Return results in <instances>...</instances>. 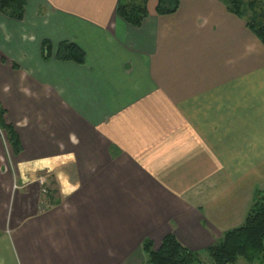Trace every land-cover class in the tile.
<instances>
[{"label": "crops", "instance_id": "1", "mask_svg": "<svg viewBox=\"0 0 264 264\" xmlns=\"http://www.w3.org/2000/svg\"><path fill=\"white\" fill-rule=\"evenodd\" d=\"M118 1L0 14V107L22 147L12 166L0 131V264H146L143 244L170 234L212 264L264 188V46L245 21L217 0L166 17L149 0L136 29ZM64 42L83 66L55 58Z\"/></svg>", "mask_w": 264, "mask_h": 264}, {"label": "trees", "instance_id": "2", "mask_svg": "<svg viewBox=\"0 0 264 264\" xmlns=\"http://www.w3.org/2000/svg\"><path fill=\"white\" fill-rule=\"evenodd\" d=\"M227 11L240 20L245 21L247 29L264 46V0H217ZM149 0H119L117 15L131 27L139 29L149 18ZM181 0H158L156 13L160 17L177 13ZM27 8V0H0V14L4 17L23 21ZM42 57L49 61L52 47L48 42L42 45ZM55 58L61 62H73L83 66L85 53L74 43H61ZM16 67V66H15ZM6 111L0 107V130L14 157L22 152L19 135L13 125L6 122ZM147 255L146 264H202L200 253L192 252L170 234L161 245L155 248L152 242L143 244ZM212 264H246L259 262L264 264V188L255 194L244 223L237 229L225 233L222 239L205 252Z\"/></svg>", "mask_w": 264, "mask_h": 264}, {"label": "rangeland", "instance_id": "3", "mask_svg": "<svg viewBox=\"0 0 264 264\" xmlns=\"http://www.w3.org/2000/svg\"><path fill=\"white\" fill-rule=\"evenodd\" d=\"M3 137H4V134H3ZM9 157H10V164L12 166H14V164H16V159H15V157H14V155H13V153H12L11 150H9ZM41 174L42 175L40 177V180L45 183L44 184V190L46 191L47 194L53 193V191H55V189L57 187L56 177L54 176V174H50V173H47V172H43ZM15 188H16V186H15ZM46 193H43V194L46 195ZM207 259H208V257H207ZM209 260L210 259H208V261ZM243 263H245V262L242 260V262L240 264H243ZM255 264H260V263L259 262H256Z\"/></svg>", "mask_w": 264, "mask_h": 264}, {"label": "built area", "instance_id": "4", "mask_svg": "<svg viewBox=\"0 0 264 264\" xmlns=\"http://www.w3.org/2000/svg\"><path fill=\"white\" fill-rule=\"evenodd\" d=\"M41 184H42V185H44L42 181H41ZM44 193H46V191H45V190H44ZM46 194H47V193H46Z\"/></svg>", "mask_w": 264, "mask_h": 264}]
</instances>
